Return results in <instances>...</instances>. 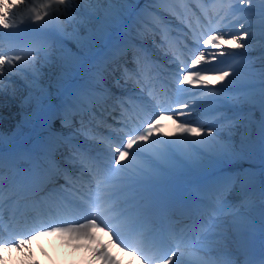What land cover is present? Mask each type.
Wrapping results in <instances>:
<instances>
[{"label": "snow or ice", "instance_id": "6c2138e0", "mask_svg": "<svg viewBox=\"0 0 264 264\" xmlns=\"http://www.w3.org/2000/svg\"><path fill=\"white\" fill-rule=\"evenodd\" d=\"M29 26L0 38V97L19 101L20 131L40 129L0 133V264L42 232L95 241L88 264H264V0H20L0 19ZM189 166L174 190L145 182L129 200L130 177Z\"/></svg>", "mask_w": 264, "mask_h": 264}, {"label": "bare ground", "instance_id": "6f19581e", "mask_svg": "<svg viewBox=\"0 0 264 264\" xmlns=\"http://www.w3.org/2000/svg\"><path fill=\"white\" fill-rule=\"evenodd\" d=\"M19 2H20V0H7V1L0 2V19H2L3 16L8 13L9 9H11L14 6L18 5ZM7 35H11L12 36V39H15V40H18V41H22V40L26 39L27 37H29L30 35H32V33L29 32V31H27V29L25 27V28H22V29H20L18 31L17 30H14V31H12L10 33H7ZM252 55H256V53H253ZM232 63H234V61H232ZM237 67H238V65H237ZM236 75H239V73H237ZM231 83H232V81L230 80L227 83V85H229ZM225 85H223V86H225ZM223 86L222 85H217V88H222ZM221 106L227 107L226 104H222ZM11 107H13V109L16 108V107H18L16 101L10 100L8 97H0V109H9L10 110V111L8 110L10 112L9 114L3 112V113H5L4 114L5 117H3V119H0V132H2L3 130H5L7 128L8 123L11 121L10 118H11V116L14 113H18V115L21 116L20 111H11V110H13ZM17 110H19V108ZM6 115H8V116H6ZM15 116L16 115H14V117ZM19 119H20V117H19ZM172 127H174V126H172ZM171 129H172L171 132H174L176 130L174 128H171ZM160 130H161V132L165 131L161 127H160ZM158 141H160V143H161V148H166L168 146L179 147V142L175 138L169 139V138H165V137H160V138H158ZM227 163L232 164V165H236L238 163L243 164L245 170H247L248 164L250 162L249 161L229 160V161H227ZM195 170L196 169L194 168V171ZM186 176H188V175L186 174L184 177H186Z\"/></svg>", "mask_w": 264, "mask_h": 264}, {"label": "clouds", "instance_id": "9594fccd", "mask_svg": "<svg viewBox=\"0 0 264 264\" xmlns=\"http://www.w3.org/2000/svg\"><path fill=\"white\" fill-rule=\"evenodd\" d=\"M50 233H54V232H50ZM37 236H39V234H37L34 238H36ZM103 238H105V239L109 238V236L107 235V233L104 234ZM116 250H117V248H116L115 243H114L113 251H116ZM44 264H48V262L45 261ZM52 264H62V262L59 261V260H56V261L52 262ZM121 264H124V260H121ZM133 264H136V262L134 261Z\"/></svg>", "mask_w": 264, "mask_h": 264}]
</instances>
